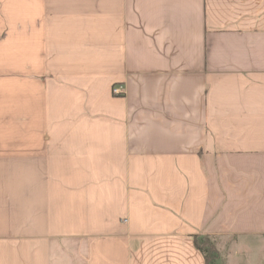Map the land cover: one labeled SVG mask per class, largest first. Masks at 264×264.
Returning a JSON list of instances; mask_svg holds the SVG:
<instances>
[{
  "label": "crops",
  "instance_id": "1",
  "mask_svg": "<svg viewBox=\"0 0 264 264\" xmlns=\"http://www.w3.org/2000/svg\"><path fill=\"white\" fill-rule=\"evenodd\" d=\"M194 236L264 264V0H0V264Z\"/></svg>",
  "mask_w": 264,
  "mask_h": 264
},
{
  "label": "trees",
  "instance_id": "2",
  "mask_svg": "<svg viewBox=\"0 0 264 264\" xmlns=\"http://www.w3.org/2000/svg\"><path fill=\"white\" fill-rule=\"evenodd\" d=\"M196 249L202 253L205 264H218L220 254L216 243L208 236H194Z\"/></svg>",
  "mask_w": 264,
  "mask_h": 264
},
{
  "label": "built area",
  "instance_id": "3",
  "mask_svg": "<svg viewBox=\"0 0 264 264\" xmlns=\"http://www.w3.org/2000/svg\"><path fill=\"white\" fill-rule=\"evenodd\" d=\"M113 94L116 96L124 95L125 89L123 86H116L113 88Z\"/></svg>",
  "mask_w": 264,
  "mask_h": 264
},
{
  "label": "rangeland",
  "instance_id": "4",
  "mask_svg": "<svg viewBox=\"0 0 264 264\" xmlns=\"http://www.w3.org/2000/svg\"><path fill=\"white\" fill-rule=\"evenodd\" d=\"M219 254H220V253H219ZM219 263H220V262H219ZM219 263H218V264H219Z\"/></svg>",
  "mask_w": 264,
  "mask_h": 264
}]
</instances>
